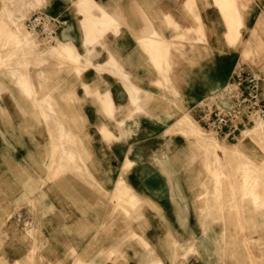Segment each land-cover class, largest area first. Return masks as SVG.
<instances>
[{
  "label": "crops",
  "instance_id": "obj_1",
  "mask_svg": "<svg viewBox=\"0 0 264 264\" xmlns=\"http://www.w3.org/2000/svg\"><path fill=\"white\" fill-rule=\"evenodd\" d=\"M3 1L0 264H264V185L245 197L233 160L227 180L197 176L205 156L177 126L236 72H264V0ZM18 2L23 27L41 9L82 56L15 55ZM250 140L242 159L262 171L264 138Z\"/></svg>",
  "mask_w": 264,
  "mask_h": 264
},
{
  "label": "built area",
  "instance_id": "obj_2",
  "mask_svg": "<svg viewBox=\"0 0 264 264\" xmlns=\"http://www.w3.org/2000/svg\"><path fill=\"white\" fill-rule=\"evenodd\" d=\"M24 29L38 45H58L62 24L41 9L24 20ZM264 72H236L222 88L206 95L192 110L201 129L232 141L264 120Z\"/></svg>",
  "mask_w": 264,
  "mask_h": 264
},
{
  "label": "bare ground",
  "instance_id": "obj_3",
  "mask_svg": "<svg viewBox=\"0 0 264 264\" xmlns=\"http://www.w3.org/2000/svg\"><path fill=\"white\" fill-rule=\"evenodd\" d=\"M22 11H23V7L22 6L21 7L17 6V7H13L10 10H6V12L9 14L10 18L13 20L12 25H10V27L12 26V32H13V35H14V41H16V46H15V49H14L15 55L22 56V57H25V56L29 55V56H31L33 58H36V57H41V58L57 57V58L62 59V60H64V59H70V60H73V61H77L81 57V54L71 44H60V48L58 50L56 49V51H51V52L47 48H43L42 49V47L38 46V44H35L36 43L35 42L36 40H34L33 38H31L27 34L26 31H25L26 34L24 33V31L22 30V27H21V24H20L19 20L15 18L18 14L22 13ZM100 12L101 13H99V12L98 13L101 14V16H102L101 19L104 21V24L103 25L108 26V25L105 24V23H109V21L107 22V19H108L107 16L102 15V9H101ZM87 14H89V12ZM89 15H87V17ZM9 16H7V17H9ZM91 17H90V20H89L90 22L88 21L89 24H90V28L91 29H95L96 27L99 28L100 25H101V23H103V22L102 21L100 22L99 19L98 20L97 19L96 20L95 19H92ZM82 18H84V17H82ZM19 19H21V18H19ZM144 25L147 26V24H144ZM154 37H155V35H154ZM92 40H93V38L87 39L86 42H85V44L87 43V44L91 45L92 44ZM53 49H55V48H53ZM33 58H31V59H33ZM86 58H87V56H86ZM30 64H31V62H30ZM30 64H28V65H30ZM35 64L36 65H40L41 62L39 64H37V61H36ZM24 75H27V74H24ZM177 100H178V98H177ZM175 123H176V121H175ZM259 125L255 129H251V128L249 129L248 128L244 132H242V134L237 138L238 139L237 145L240 146L246 140H249L251 138L253 139V137H257L258 134H260V132L262 131L261 130V126H259ZM177 126L179 127V129L181 130V132L183 131V133L185 134V136L190 137V138H193L194 141L196 142V144H198L201 147V149L203 150V155L208 160V164L207 165L211 169H216V170L217 169H219V170L220 169L221 170L222 169H226V167H225L226 164L228 162L232 161V158H234V160L236 158L240 159L239 164L241 165V166L238 165V167L235 168L234 171H239V172H242L243 171L244 172L245 169H247V167L250 165L249 162H248V159H244V160L242 159L243 156L241 157V153H240V151H239V149L237 148L236 145L219 142V140L216 137H214L213 135L205 132L197 124H195V122L193 121V119L190 116L184 115L182 117V119H180V121L178 122ZM221 160H224V162H222ZM255 169L259 171V169H257V168H255Z\"/></svg>",
  "mask_w": 264,
  "mask_h": 264
},
{
  "label": "rangeland",
  "instance_id": "obj_4",
  "mask_svg": "<svg viewBox=\"0 0 264 264\" xmlns=\"http://www.w3.org/2000/svg\"><path fill=\"white\" fill-rule=\"evenodd\" d=\"M29 5H31L30 3L28 4V3H16L15 4V6L14 7H17V6H19V7H23V10L25 9V8H27ZM23 12V11H22ZM6 15L7 16H9V14L6 12ZM10 17V16H9ZM12 22H13V20L11 19V21L9 22V23H7V27H8V32H7V36L10 38V39H12V40H14V35H13V32H12V26L10 27V25H12ZM20 24H21V27H22V30L24 31V33H25V29H24V27H23V25H22V23L20 22ZM89 26V31H92V30H95V31H97V32H100V28L101 27H96L95 29H91L90 28V24H89V22L87 23ZM103 34L104 33H106V30H104L103 32H102ZM26 34V33H25ZM154 35H155V37H154ZM153 35V37H152V39L151 40H149L148 41V44L149 45H154L155 46V48L156 49H162L163 48V45H164V43H162V42H160V39L157 37V35L156 34H154ZM27 36V35H26ZM90 38H93V40H92V44H91V46L92 47H95L96 45H98V36H94V37H89V38H87V39H90ZM181 39H182V37H181ZM180 39V40H181ZM97 41V42H96ZM36 43L35 44H38L39 43V41H35ZM38 46H40V47H42V49L43 48H47L50 52L51 51H56V49L58 50L59 48H60V43L58 44V45H51V46H49V45H38ZM50 48V49H49ZM53 48H55V49H53ZM90 55V52L88 53H86V56H87V58H88V56ZM18 56V55H17ZM82 56V55H81ZM22 57V56H21ZM54 58H57V57H54ZM64 60H66V61H73V60H70V59H64ZM63 64H64V62H62ZM62 64V65H63ZM258 65H260V67H262L261 65H264V60H262V61H260L258 64H256V66L258 67ZM62 67H64V65L63 66H60V68H62ZM185 115H188V116H190L189 114H185ZM191 117V116H190ZM196 124V123H195ZM260 124V125H259ZM258 125L259 126H261V128H263L264 127V120H260V121H257L253 126H251V127H249V129L251 128V129H255V128H257L258 127ZM181 131V130H180ZM205 132H207V131H205ZM207 133H209V134H211V135H213L214 137H216L217 139H219V140H222V138H220V137H218V136H216L215 134H213V133H211V132H207ZM257 138H264V132L263 131H261L260 132V134H258V136L257 137H253V139H257ZM252 138H251V140H253ZM224 141V140H223ZM236 143V144H234V145H236L237 146V148L240 150V152H241V157L243 156L242 154V151H241V149H240V146L239 145H237V142H238V139L236 138V139H234L233 141H232V143ZM199 148H201V147H199ZM258 148H260L262 151H263V149H264V147L263 146H259ZM202 150V149H201ZM198 152H199V150H197ZM202 153H203V150H202ZM243 158V157H242ZM232 160H234V158H232ZM224 161V160H223ZM222 161V162H223ZM235 165H236V168L238 167V165L239 166H241L240 164H239V161H240V159H238V158H236L235 160ZM233 161V162H234ZM249 162V161H248ZM196 163V164H195ZM189 164H191V165H193V164H195V167H193V171L195 172V174L198 176V175H201L202 174V170L203 169H207V176H211L214 172L215 173H218L219 175H220V179L221 180H227V174H221L219 171H223V170H225V169H211L210 167H208V162L205 160V158L202 156V160L200 161V160H191V162L189 163ZM230 164H232V162H230ZM249 166L247 167V169H245V171L243 172H239V171H234V173L235 174H233V175H235L236 176V178L237 179H239V180H242V182H243V186L246 188L245 189V193H244V196L245 197H248L249 196V187H251V189H253L254 188V186H259V185H264V168H263V170L262 171H258V170H256L254 167H253V163H250L249 162ZM258 169V168H257ZM237 172V173H236ZM239 172V173H238ZM222 176V177H221ZM216 184H219V182H216ZM21 260H23V259H21ZM32 262H33V264H43L42 262L41 263H38V259H37V257L36 258H34L33 260H32Z\"/></svg>",
  "mask_w": 264,
  "mask_h": 264
}]
</instances>
